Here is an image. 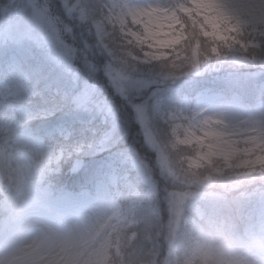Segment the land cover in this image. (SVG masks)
Returning <instances> with one entry per match:
<instances>
[{"label":"rangeland","instance_id":"374dc122","mask_svg":"<svg viewBox=\"0 0 264 264\" xmlns=\"http://www.w3.org/2000/svg\"><path fill=\"white\" fill-rule=\"evenodd\" d=\"M59 1L70 18H89L111 60L112 88L142 101L128 115L114 92L77 73L65 26L45 0L1 2L0 44L13 42L0 46V264H131L126 240L138 230H125L142 223L150 250L165 246L162 264H264V188L246 190L264 180V73L254 74L262 95L253 104L239 91L183 89L205 59L212 70L253 63L247 49L264 48V0ZM184 16L220 59L211 62L198 42L181 49ZM85 63L91 72L88 54ZM63 102L70 110L57 119L63 139L54 144L27 122ZM137 141L154 153L143 154L149 165ZM90 155L93 185L74 191L48 181L68 160L75 172ZM154 167L182 185L173 216L157 226ZM237 188L239 224L222 201Z\"/></svg>","mask_w":264,"mask_h":264},{"label":"trees","instance_id":"16d2710c","mask_svg":"<svg viewBox=\"0 0 264 264\" xmlns=\"http://www.w3.org/2000/svg\"><path fill=\"white\" fill-rule=\"evenodd\" d=\"M3 1L5 0H0V4ZM45 1L49 4V6H51V12L53 13L54 17L60 21L59 23L65 26V29L62 31L65 32L64 36L68 41V50L73 55L74 62H76L78 65L76 70L77 73L81 74V77L84 79L85 77H88L90 81H96L97 84H101L104 89L103 91L109 96H111V92H114L112 97H115V100L118 101V104L123 106V108L125 106L126 108L130 107L129 112L127 113L128 115L134 112L135 107L138 106L137 103L142 101V96H131L129 94L126 95L122 88H112L111 79L105 73V69L108 66H111V60L106 55L98 39L96 38L89 18L87 16L83 18L76 16L72 19L70 16H68V13L59 0ZM40 4L43 5L42 2H40ZM182 21L185 25L187 38L183 41L181 49H183V47L190 49L195 43L198 42L201 50L206 54L205 57L210 56L209 60L211 62H213V58L216 56L218 59L222 57L220 53L218 55L210 54L213 40L210 37H205L200 33L197 26L198 22L195 19L184 16ZM69 22L70 24H68ZM68 25H70L73 30L68 28ZM247 50L250 54H254L253 63L250 65L237 66L228 61L221 64L219 70H212L211 64H207V60L205 59L200 74L195 76H186L185 79L188 80H184V91L193 93L197 88L205 85H209L213 88L220 87L227 93L231 90L238 89L239 91H243L244 99L247 102L254 103L256 99L259 98V94L261 93L259 79H257L254 74L255 72H257L258 75L264 73V48H248ZM86 54L89 55V59L91 60V72H89L87 69V65L90 62L85 63ZM181 81L183 80L177 82ZM148 92V90H145L144 93L147 94ZM69 110L70 109H68L67 103L65 107L60 106L56 116L38 117L28 121L27 124H30L37 133L43 135L47 141L56 144L62 142L63 137L58 134L55 124L57 123V119L64 112ZM1 122L2 120L0 115V124ZM134 130L135 126H132V129L129 127L130 132L133 133ZM135 147H137L142 156L144 153H148V155L154 154L143 141H137ZM143 158L149 165V158L146 156H143ZM96 163L97 161L95 160L94 156H87L85 165L78 172L70 173L68 171L70 162H68L62 167L60 172L51 174L50 179H53L55 183L58 184L66 182L73 187H78L82 182L92 185L95 172L97 171ZM152 171L153 174L150 172L151 177L156 180L159 185V193L154 202L156 218H154L155 222L152 224L153 226H157L159 222L163 224L173 216L169 210L174 209L176 205V202L174 201V195L175 192L178 195V191L182 190V185L177 181L171 180V178L168 179L165 178L164 175H160L155 167ZM262 188H264V180L256 181L254 184L249 185L246 190L258 191ZM240 189L241 188H237L232 191L227 190L225 193L229 196V201L224 202L225 208L228 210L226 212H228L229 221L235 222L237 224H239L241 220V216L237 214V210L240 208L242 201L238 198L240 193L235 192H240ZM132 227L133 226H130L126 228V230L125 228H121L122 230H125V232L134 229L138 230V235L132 242H130V244H128V240H126V253L129 263L132 264V262H134V264H138L139 262L148 261L151 262V264H162L164 258L163 251L165 250L164 244L162 243V247L151 251L149 247L150 244L148 242L149 239L146 237V224L142 223L137 227ZM121 232L123 233V231ZM126 235L127 233L124 235V237H126ZM179 241L180 240H178V242Z\"/></svg>","mask_w":264,"mask_h":264}]
</instances>
